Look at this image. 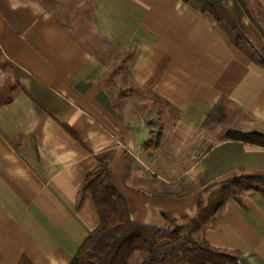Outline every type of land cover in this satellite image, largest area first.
Wrapping results in <instances>:
<instances>
[{
	"label": "crops",
	"instance_id": "1",
	"mask_svg": "<svg viewBox=\"0 0 264 264\" xmlns=\"http://www.w3.org/2000/svg\"><path fill=\"white\" fill-rule=\"evenodd\" d=\"M82 1L118 53L107 61L45 0H0V94L12 97L0 106V264L72 263L101 223L80 194L101 162L131 220L158 229L187 223L235 179L264 178V148L225 138L264 133V69L211 16L183 0ZM224 4L264 56L247 2ZM197 238L264 264V197L228 200Z\"/></svg>",
	"mask_w": 264,
	"mask_h": 264
},
{
	"label": "trees",
	"instance_id": "2",
	"mask_svg": "<svg viewBox=\"0 0 264 264\" xmlns=\"http://www.w3.org/2000/svg\"><path fill=\"white\" fill-rule=\"evenodd\" d=\"M183 2L211 16L232 44L264 69V56L235 23L224 0ZM15 89L10 86L9 93ZM11 100V96L1 92L0 106ZM225 138L264 148V133L230 130ZM248 191L264 197V178L235 179L211 194L208 205H201L198 214L187 223L158 229L131 220L127 201L113 182L110 165L101 162L98 169L87 177L80 192L81 196L91 195L101 223L83 243L71 264H134L136 254L144 257L142 264H239L238 254L216 249L198 239L197 234L216 217L228 200H239V196ZM20 264L32 263L23 258Z\"/></svg>",
	"mask_w": 264,
	"mask_h": 264
},
{
	"label": "rangeland",
	"instance_id": "3",
	"mask_svg": "<svg viewBox=\"0 0 264 264\" xmlns=\"http://www.w3.org/2000/svg\"><path fill=\"white\" fill-rule=\"evenodd\" d=\"M239 1L241 3V0ZM242 2H247V13L264 32V16L258 6L253 0H242ZM45 5L55 11L57 16L63 20L97 58L107 61L118 54L114 48L96 34L90 19V7L88 3L82 0H45ZM227 111H230V108ZM230 112H233V110ZM226 118L225 115L224 118L217 116L211 118L207 124V130H209L207 136L217 138L218 126Z\"/></svg>",
	"mask_w": 264,
	"mask_h": 264
}]
</instances>
